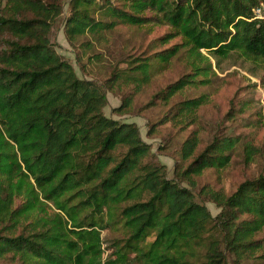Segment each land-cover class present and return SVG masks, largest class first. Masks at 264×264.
<instances>
[{
    "label": "trees",
    "instance_id": "obj_1",
    "mask_svg": "<svg viewBox=\"0 0 264 264\" xmlns=\"http://www.w3.org/2000/svg\"><path fill=\"white\" fill-rule=\"evenodd\" d=\"M63 1L0 0V264H230L227 253L240 264L253 257L264 248V234L256 236L264 228V173L229 194L208 190L220 209L215 216L181 184L227 166L238 137L217 132L198 148L191 133L177 177H168L136 123L105 115L104 86L79 77L57 52L50 33ZM259 1L69 0L64 32L75 45L118 24L165 27L154 39L159 48L105 81L109 89L133 84L120 105L128 107L154 69L184 53L188 70L148 107L211 83L231 57L264 69V19H251ZM204 102V95L179 101L168 118L191 120ZM254 153L246 147V161ZM110 227L122 234L105 240Z\"/></svg>",
    "mask_w": 264,
    "mask_h": 264
},
{
    "label": "rangeland",
    "instance_id": "obj_2",
    "mask_svg": "<svg viewBox=\"0 0 264 264\" xmlns=\"http://www.w3.org/2000/svg\"><path fill=\"white\" fill-rule=\"evenodd\" d=\"M68 14L69 0H64L62 13L50 33L57 52L73 65L79 77L94 80L104 86L108 100L103 108L105 115L119 121L136 123L142 138L150 143L153 159L165 164L168 177H177L182 164L179 152L183 141L191 133L195 132L198 137V148L208 143L217 132L238 137L227 166L221 169L206 168L201 175L181 181L182 185L193 190L196 198L208 207L213 216L220 209L211 199L208 193L210 190L229 194L245 178L264 173V87L260 85L259 79L264 75L263 68L253 67L241 58L231 57L221 62V69H215L216 75L212 77L211 83L186 87L167 102L155 101L146 107L145 104L155 92L188 70L185 55L181 53L163 69H154L150 80L131 96L129 106L121 108L124 98L132 92L133 84L123 82L109 89L105 85L106 79L113 71L125 68L134 56L148 55L159 48L154 39L164 33L166 28L156 27L147 31L132 25L118 24L105 31L98 41L83 36L72 45L64 32ZM201 95L205 96V102L196 109L193 119L180 122L179 116L168 118L174 112L176 103ZM165 114L167 119L161 123ZM248 146L255 149L250 161H246ZM121 234L122 231L117 227L102 231L105 240ZM263 234L264 228L256 236ZM234 258L232 253H227L230 264H234ZM240 264H264V248L253 257L241 260Z\"/></svg>",
    "mask_w": 264,
    "mask_h": 264
},
{
    "label": "built area",
    "instance_id": "obj_3",
    "mask_svg": "<svg viewBox=\"0 0 264 264\" xmlns=\"http://www.w3.org/2000/svg\"><path fill=\"white\" fill-rule=\"evenodd\" d=\"M251 19H264V0H260L253 8Z\"/></svg>",
    "mask_w": 264,
    "mask_h": 264
}]
</instances>
